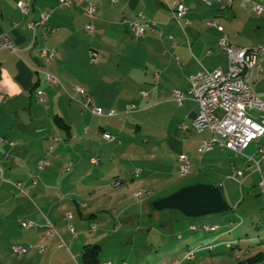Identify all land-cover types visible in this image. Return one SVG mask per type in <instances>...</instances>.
<instances>
[{"label": "crops", "instance_id": "crops-1", "mask_svg": "<svg viewBox=\"0 0 264 264\" xmlns=\"http://www.w3.org/2000/svg\"><path fill=\"white\" fill-rule=\"evenodd\" d=\"M18 1L0 0V27L11 34L18 48L0 51V93L7 96L0 105V137L7 139L0 141V162L1 173L26 180V184L20 181L26 187L22 191L0 179V205L32 194L43 206L42 213L30 214L42 221L39 232L18 238L26 249L17 254L19 264H84L83 248L92 243L101 245L98 264H172L177 260L203 264L196 253L193 259H184L190 247L215 246L235 227L210 223L220 225L214 235L193 237L197 231L190 225L199 223L177 209L157 216L152 204L178 190L171 189L172 178L183 152L193 162L189 174L198 171L196 179L182 186L213 183L222 187L223 194L226 180L258 187L264 177L259 152L264 137L243 150L218 145L203 150V140L212 135L209 129L182 132L178 128L180 122L196 118L200 106L191 96L179 105L174 90H188L190 74L202 68H227L228 56L219 46L222 36L243 47L259 44L264 39V10L258 13L244 0H183L187 23L175 16L179 0H90L98 7L99 17L94 30L87 31L90 16L85 3L65 7L59 0H33L30 13L24 15ZM41 11L50 15V31L45 36L39 30L34 41L28 23ZM138 12L155 20L156 28L133 34L124 18ZM208 20H218L223 30L207 25ZM44 47L55 49L52 60L41 55ZM92 50L99 53L97 60ZM262 65L255 89L264 97V56ZM48 72L59 81L54 86L48 83L53 82ZM77 84L87 88L95 104L105 111L115 109L118 115L101 116L102 121L98 115L88 119L80 110ZM67 87L73 88L76 99L64 90ZM38 89L45 93L46 102L38 100ZM67 98L72 105L62 106ZM119 115L132 118L125 122ZM57 116L68 127L61 126ZM104 132L116 138L107 140ZM95 156L100 158L98 164L91 162ZM44 157L50 163L39 169L37 164ZM32 176H37V184ZM75 209L83 221L77 220ZM87 217L91 225L73 236L68 225L73 220L84 225ZM47 218L56 223L66 245L61 246L58 237H48ZM32 222L26 228L34 227ZM21 245L13 244L11 249Z\"/></svg>", "mask_w": 264, "mask_h": 264}, {"label": "built area", "instance_id": "built-area-1", "mask_svg": "<svg viewBox=\"0 0 264 264\" xmlns=\"http://www.w3.org/2000/svg\"><path fill=\"white\" fill-rule=\"evenodd\" d=\"M117 1V0H114ZM249 4L253 10L260 13L264 10V0H244ZM60 5L65 7H72L80 3L86 4L87 12L90 16V21L86 24L87 31H93L96 21L99 17L98 7L90 0H59ZM33 0H19L18 6L24 15H28L31 11ZM175 16L179 22L185 20L187 23L190 19L187 17L188 7L183 0H179L175 4ZM50 15L41 11L39 16L32 19L28 23V27L32 31V36L35 41L37 33L42 30L45 36L49 33ZM124 21L129 25L133 34L139 36L143 35L148 29L156 28V21L146 18L143 12L133 18H124ZM207 25L217 26L223 30V26L218 20H208ZM162 34V32H160ZM219 46L226 52L228 56L227 68L217 67L213 70L202 68L197 72L190 74V86L188 90L175 89V99L179 105H182L188 96L193 97L200 106L199 114L191 122H180L178 128L182 132L194 129L196 131H203L209 129L212 133L209 139H204L202 144L203 150H212L215 145L221 148H229L234 150H243L250 146V144L262 137H264V97L261 96L255 89L257 80L256 73L263 70L262 57L264 56V39L253 47H243L234 44L229 40L227 35H224L219 40ZM3 49H10L18 51L14 38L8 32L0 27V51ZM210 53V51L208 52ZM41 55L46 61L52 60L56 56L54 48L44 47L41 50ZM93 60H97L99 53L96 50L91 51ZM47 76L53 82L58 83V79L51 73ZM75 92L82 96L83 107L94 115L114 117L118 115V111L111 109L105 111L101 106L95 104L93 96L89 93L86 87L78 84L75 86ZM143 96H147V92H142ZM38 100L46 102L45 93L37 90ZM72 98L76 99V95L72 94ZM7 100L4 93H0V105ZM129 106L128 108H130ZM104 137L107 140H114L116 137L110 132H104ZM0 141H7L5 137H0ZM260 156L264 160V146L259 149ZM179 171L182 176L192 172V160L189 154L183 152L179 154ZM92 164H98L100 158L95 156L91 158ZM50 160L42 158L37 166L39 169H44L48 166ZM2 171V164L0 162ZM139 169L137 172L139 173ZM38 178L32 176V183L37 184ZM22 191V182L13 183ZM259 188L264 192V177L259 182ZM72 217V214L68 215ZM30 220L22 221L25 227L33 226ZM47 235L49 238L60 239V245H66L64 239L59 235L58 227L54 221L47 218L46 221ZM219 224L203 223L201 225L192 224L190 229L197 231V229H205V231H213ZM93 228H96L94 225ZM69 231L73 236H77V230L73 224H69ZM238 242L227 245H234V249L238 252ZM203 248V247H200ZM17 252H25L22 246H14ZM198 249L189 252L184 256V259L190 260L195 257ZM182 261L177 260L172 264H180ZM102 264H110L109 261H104ZM168 264V263H165Z\"/></svg>", "mask_w": 264, "mask_h": 264}, {"label": "rangeland", "instance_id": "rangeland-1", "mask_svg": "<svg viewBox=\"0 0 264 264\" xmlns=\"http://www.w3.org/2000/svg\"><path fill=\"white\" fill-rule=\"evenodd\" d=\"M48 83H50L51 86H54L55 84L54 82H48ZM65 88L64 90H66V92H69L68 95L71 97L73 88L67 87L69 90ZM65 102H61V105L62 106L72 105V99L67 98ZM44 104L48 106L47 105L48 103H44ZM82 106L83 105H81V107ZM80 110L86 113L88 119L91 118V116H95L92 115V113H90V111L86 110L84 107L80 108ZM119 117H115L114 119H117ZM96 118L102 121L105 117H101L98 115L96 116ZM120 118H123V120L126 122L127 120L128 121L131 120L132 117L128 115L125 117L122 116ZM95 121H96L95 123L98 122L97 120ZM197 171L198 170H195L192 174H187L185 176H182L178 169L174 170L175 174L172 179L173 182L175 181V184L174 186H172L171 189L173 188L179 189L183 187L182 184L184 185L196 179ZM0 179H4L5 182L10 183L11 185H13V183H17L20 181L26 184V180L22 178L11 177L4 173H1V167H0ZM25 187L26 185H24L23 188L24 190ZM174 191L176 190H173V192ZM224 191H225L224 195L226 200L233 207L230 211L225 213H211L198 218L187 217L189 220H192L195 223H199L198 225H200V222L202 220H206L207 222H209V224L220 223L221 225L224 226L235 227L231 232L228 233V235L225 236L226 240L219 243L217 242L215 246L211 245L215 247L214 249H210L209 248L210 245H206V247L200 248L196 251V256H198V258L204 259L202 261L203 264H235L236 262L242 259L256 255L257 253L264 251V192L260 190L259 186L248 187L246 186V184L243 185L240 184L239 182L236 183L233 180L225 181ZM13 192L15 195L19 196L18 195L19 193H17L16 191ZM159 195H161V193ZM12 196L14 197V195ZM28 196L30 198H28ZM28 196L21 195L20 197H18L19 199L17 203H14L15 200H12L11 201L12 203L10 204L0 205V264H19L17 258L18 257L17 254L19 253L11 249L12 245L13 244L21 245L18 238L29 234H33L35 231L37 233L40 230L39 224H41L42 221L40 222L36 220L35 217L30 214L42 213L43 211L42 203L39 200H37L34 197V195L28 194ZM25 197L28 199H25ZM78 200L84 201L83 198H80ZM169 210L170 209L154 211V209H151V211L155 212L157 216L159 214L158 212L167 213L170 212ZM75 213L77 214V220H79L80 222L83 221L80 218L79 212L76 209H75ZM147 218L148 215H145L143 217L144 220H146ZM24 220L34 221L35 226L30 229L24 227L22 225V221ZM77 220L72 221V224L76 227L77 231H80V229L87 228L89 225H91L89 224L90 221L89 217H87V220H85V222L87 221V223H85L84 225L82 224L83 226L81 224L76 223ZM231 221H233V223L231 225H228L229 222ZM215 233L216 231L208 232L205 231L204 229L199 228L197 232L193 233L191 236L204 237L207 235L209 236L214 235ZM234 241H237L239 243L238 252L234 249V245L231 247L227 245L230 242L233 244ZM206 244H210V243H206ZM192 248H194L193 245L190 247L189 250L193 251L194 249ZM185 264H195V263H192L191 261H186Z\"/></svg>", "mask_w": 264, "mask_h": 264}, {"label": "water", "instance_id": "water-1", "mask_svg": "<svg viewBox=\"0 0 264 264\" xmlns=\"http://www.w3.org/2000/svg\"><path fill=\"white\" fill-rule=\"evenodd\" d=\"M154 209H177L188 217L198 218L211 213H225L231 208L222 187L213 183H194L153 202Z\"/></svg>", "mask_w": 264, "mask_h": 264}, {"label": "trees", "instance_id": "trees-1", "mask_svg": "<svg viewBox=\"0 0 264 264\" xmlns=\"http://www.w3.org/2000/svg\"><path fill=\"white\" fill-rule=\"evenodd\" d=\"M57 122L63 126L68 127L64 123L63 119L59 116L56 117ZM237 243V241H234ZM212 245V244H207ZM232 246V245H231ZM101 245L98 243L87 244L82 251V258L84 264H98L100 262ZM235 264H264V251L257 253L256 255L242 259Z\"/></svg>", "mask_w": 264, "mask_h": 264}, {"label": "bare ground", "instance_id": "bare-ground-1", "mask_svg": "<svg viewBox=\"0 0 264 264\" xmlns=\"http://www.w3.org/2000/svg\"><path fill=\"white\" fill-rule=\"evenodd\" d=\"M218 228H219V227H217L216 229H218ZM216 229H215V230H216ZM204 230H205V229H204ZM58 232H59V231H58ZM59 235H60V234H59ZM228 244H232V243L230 242V243H228ZM228 246L231 247V245H228ZM205 247H206V246H205ZM209 248H210V249H213L214 246H211V245H210ZM193 251H194V250H193ZM189 252H192V251H191V250H188V253H189ZM188 253H187V254H188ZM164 264H165V263H164Z\"/></svg>", "mask_w": 264, "mask_h": 264}]
</instances>
